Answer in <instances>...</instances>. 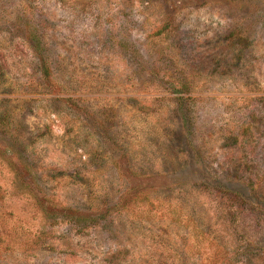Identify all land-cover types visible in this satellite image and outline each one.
<instances>
[{
    "label": "rangeland",
    "instance_id": "rangeland-1",
    "mask_svg": "<svg viewBox=\"0 0 264 264\" xmlns=\"http://www.w3.org/2000/svg\"><path fill=\"white\" fill-rule=\"evenodd\" d=\"M0 264H264V0H0Z\"/></svg>",
    "mask_w": 264,
    "mask_h": 264
}]
</instances>
